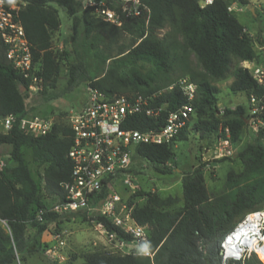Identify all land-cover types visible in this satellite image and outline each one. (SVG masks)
<instances>
[{"label": "trees", "instance_id": "obj_1", "mask_svg": "<svg viewBox=\"0 0 264 264\" xmlns=\"http://www.w3.org/2000/svg\"><path fill=\"white\" fill-rule=\"evenodd\" d=\"M13 1L22 4L17 18L29 43L32 61L40 68L38 76L42 87L37 92L38 104L54 101L81 85L97 89L108 97L149 96L159 92L165 86L159 81L175 75L170 53L179 47L175 35L182 37L181 50L193 54L199 69L184 65L180 77L188 78L197 87L196 97L191 102L190 123L170 145H138L131 157L132 161L149 162L162 174L171 172L166 164L173 160L174 145L186 140L192 122V129L201 136L215 135L220 140L226 138L227 132L229 141L237 143L251 117L249 100L251 97L257 100L260 111L253 116L263 125L258 132L249 134V142L236 154L240 170L227 172L224 192L209 197L201 165L182 175L180 207H175V198L138 191L132 198H142L143 202L131 209L130 216L136 224L145 227L153 257L92 252L81 257L80 263L220 264L219 244L226 233L247 214L264 208V86L257 84L250 71L241 66L247 62L253 66L264 63V53L255 50L250 35L228 10L233 4L247 6L248 0H212L203 7L199 0H140L148 10L140 17L121 14L122 0H101L120 15L119 27L104 22L96 15L95 7L80 5L77 13L75 0ZM53 5L62 7L71 20L69 51L52 49V34L60 27ZM164 30L169 33L161 35ZM62 64H65L66 81L59 90L56 82ZM229 76L233 79L230 91L244 94L248 106L224 109L219 115L218 90L213 83ZM172 81L166 85L175 82ZM29 84L7 63L0 38V119L27 112L25 97L19 88L27 89ZM155 104L165 105L170 111L186 104V99L174 87L158 95ZM164 115L165 112L161 113L158 124L135 116L128 127L141 132L158 129ZM71 144L68 124L53 123L51 131L38 138L19 130L16 124L6 133H0V147L9 148L4 156L6 164L0 169V264L21 263L26 256L43 252L42 234L59 231L64 218H86L80 212L64 217L48 212L44 199L53 197L58 202L64 199L63 185L70 181L72 167L67 156ZM24 148L31 150L33 163L43 166V195L26 165ZM131 172V169L126 171ZM107 193L104 187L99 198ZM92 220L119 238L129 240V236L108 220L101 217ZM75 259L65 264H73ZM245 264L261 263L253 256Z\"/></svg>", "mask_w": 264, "mask_h": 264}, {"label": "built area", "instance_id": "obj_2", "mask_svg": "<svg viewBox=\"0 0 264 264\" xmlns=\"http://www.w3.org/2000/svg\"><path fill=\"white\" fill-rule=\"evenodd\" d=\"M212 0H200L203 7ZM95 7V13L104 22L119 27L122 24L120 15L109 9L105 1L82 0V8ZM233 8V5H232ZM16 4L13 0H0V38L5 47V59L24 79L30 82L27 90H41L39 64L33 63L29 43L25 38L23 28L17 18ZM229 11H231L229 9ZM148 10L140 0H122L121 14L125 17H140ZM257 84L264 86V67L246 68ZM178 88L186 99V104L175 110L167 111L165 105L157 106L155 98L162 92ZM22 88V87H21ZM196 84L182 77L172 83L165 91H159L149 96L144 95H113L106 96L103 92L87 87L82 105L70 116L68 125L72 133V144L68 151L71 161L70 181L63 185L65 196L48 212L61 217L80 212L100 234L106 237V244L112 253L136 254L151 259L153 254L142 251L148 246L146 229L134 222L130 212L122 204L116 194L99 198L101 190L112 185L117 176L124 177L131 162L134 148L138 145H170L179 133L187 127L193 115L191 102L196 97ZM25 90V88H22ZM257 100L251 97L249 105L251 117L247 125L253 133L258 132L263 123L254 117L260 111ZM162 124L158 129L141 132L129 128L128 125L135 116L152 119L159 123L161 113ZM34 138L47 135L53 122L49 118L30 115H9L0 119V126L6 133L13 125ZM216 158L229 155L230 141L220 139ZM4 166L0 162V169ZM109 191V190H108ZM41 214V212H40ZM96 217L108 220L122 234L129 236L125 241L116 234L108 232L100 224L94 223ZM67 233L59 230L51 234V241L43 248L44 256L51 262L60 264L65 261L64 247ZM220 264H245L250 257H256L264 264V208L247 214L230 231L226 233L219 244Z\"/></svg>", "mask_w": 264, "mask_h": 264}, {"label": "rangeland", "instance_id": "obj_3", "mask_svg": "<svg viewBox=\"0 0 264 264\" xmlns=\"http://www.w3.org/2000/svg\"><path fill=\"white\" fill-rule=\"evenodd\" d=\"M249 5L240 6L237 4L228 7L231 13L235 16L236 20L244 27V30L255 44V50L258 53H264V0H248ZM77 13L80 12V5L82 0H75ZM200 3V0H199ZM21 3H16V8L21 7ZM57 10L60 27L52 34V49L54 51H69L70 40L72 37L71 20L67 16V13L62 7L53 5ZM249 7V8H248ZM169 33L167 30L162 31L160 34L165 35ZM176 41L179 43V47L173 49L170 53V60L175 69L174 76H168L159 81L160 84H165L160 91H165L172 82L179 79L182 75V69L184 65H189L196 68L199 71L196 64V59L190 52H183L180 45L183 44L182 37L175 35ZM248 63H242V67ZM264 63H260L258 66H263ZM252 65V64H251ZM250 65V66H251ZM232 77L229 76L224 81L213 83L217 88L216 94L217 102L216 107L219 115L224 109H233L236 106H244L247 108V100L242 93H233L229 89V85L232 82ZM66 81L65 64H62L59 77L56 82V89L61 90L64 87ZM171 82V83H172ZM167 86V87H166ZM21 94L25 97V109L30 115L49 118L56 125L68 124L71 114L78 109L85 98L86 87L81 85L78 89L65 96L48 102L46 104H38L37 92L34 90H27L19 88ZM193 122L189 126L186 133V140L183 142H177L173 148V160L166 164L167 169L171 170L170 173L162 174L155 170V167L147 161L134 159L131 160L128 170L133 172L127 173L122 176H117L114 183L108 187L109 194H116L126 209L131 211L135 205H140L142 198H132V195L138 191L144 193H154L161 198L172 197L176 199V208L182 204V190H181V178L182 175L192 171L198 166H203L202 173L204 177V184L207 189L209 197H215L224 192V186L226 182V174L228 171L240 170L239 163L235 160L236 154L242 150L247 142H249V134L253 133L249 127H246L241 135V139L237 143L230 142L229 155L223 152L225 156L216 158V151L219 148V139H216L215 135H203L195 132L192 129ZM0 133H4L0 126ZM264 142V141H263ZM8 147H0V162L6 164V158L4 157L8 152ZM26 165L34 178L38 183L40 195H43L42 190V170L43 166H39L31 160V150L24 148L22 150ZM224 159L220 162V160ZM47 208L52 207L58 201L53 197H44ZM63 225L60 230H64L67 233L65 239V247L63 249L66 256L65 261L60 264H64L67 260L77 257H83L84 255L92 252H105L111 253L108 245L106 244V237L99 233L94 227V224L87 218L80 217H67L63 219ZM51 231H54L53 226H50ZM30 229L27 230L29 233ZM51 232V233H52ZM48 232L43 236L47 237ZM47 240L44 239V243ZM14 264H57L49 261L42 251L38 253L26 256L25 261L19 263L16 261Z\"/></svg>", "mask_w": 264, "mask_h": 264}, {"label": "crops", "instance_id": "obj_4", "mask_svg": "<svg viewBox=\"0 0 264 264\" xmlns=\"http://www.w3.org/2000/svg\"><path fill=\"white\" fill-rule=\"evenodd\" d=\"M233 5H234V4H233ZM231 6H232V5H231ZM247 63H248V62H247ZM248 64H250V63H248ZM250 65H251V64H250ZM63 223H64V222H62L59 226L62 227ZM45 233H46V232H45ZM45 233H43L42 236H41V242L44 243V239H46V240H47L46 242L49 243V242L51 241V239H52V238H51V234L49 233L47 237H46V236L44 237L43 235H44ZM47 243H44V244H47ZM81 262H82V258L77 257V258L74 260L73 264H80ZM64 264H65V263H64Z\"/></svg>", "mask_w": 264, "mask_h": 264}, {"label": "clouds", "instance_id": "obj_5", "mask_svg": "<svg viewBox=\"0 0 264 264\" xmlns=\"http://www.w3.org/2000/svg\"><path fill=\"white\" fill-rule=\"evenodd\" d=\"M147 247H148V246L145 245V246L143 247L142 251H145V252H146V251H147Z\"/></svg>", "mask_w": 264, "mask_h": 264}, {"label": "bare ground", "instance_id": "obj_6", "mask_svg": "<svg viewBox=\"0 0 264 264\" xmlns=\"http://www.w3.org/2000/svg\"><path fill=\"white\" fill-rule=\"evenodd\" d=\"M244 66H245L246 68H249V67H250V64H249V66H248L247 64H245Z\"/></svg>", "mask_w": 264, "mask_h": 264}, {"label": "water", "instance_id": "obj_7", "mask_svg": "<svg viewBox=\"0 0 264 264\" xmlns=\"http://www.w3.org/2000/svg\"><path fill=\"white\" fill-rule=\"evenodd\" d=\"M249 8V7H248Z\"/></svg>", "mask_w": 264, "mask_h": 264}]
</instances>
